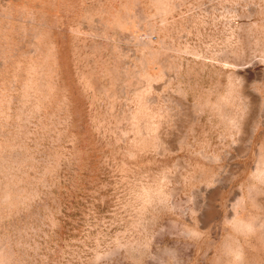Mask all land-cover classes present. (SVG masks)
Wrapping results in <instances>:
<instances>
[{"label":"rangeland","instance_id":"1","mask_svg":"<svg viewBox=\"0 0 264 264\" xmlns=\"http://www.w3.org/2000/svg\"><path fill=\"white\" fill-rule=\"evenodd\" d=\"M0 264H264V0H0Z\"/></svg>","mask_w":264,"mask_h":264}]
</instances>
